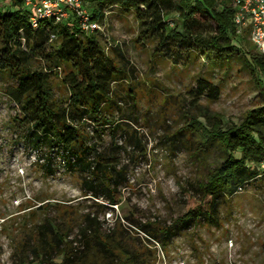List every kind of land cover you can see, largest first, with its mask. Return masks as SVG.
I'll use <instances>...</instances> for the list:
<instances>
[{"label":"rangeland","instance_id":"1","mask_svg":"<svg viewBox=\"0 0 264 264\" xmlns=\"http://www.w3.org/2000/svg\"><path fill=\"white\" fill-rule=\"evenodd\" d=\"M175 18L171 16L169 27L175 26ZM96 38L124 72L111 86L116 106L106 114L119 128L112 132L106 125L96 132L88 122L84 129L96 153L123 170L124 181L113 175L117 184H109L118 202L108 204L100 176L81 167L67 169L63 152L35 148L27 141L14 119L18 110L6 94L14 83L0 74V264H12L14 243L46 218L55 226L70 227L72 239L88 214L97 215L104 231L120 224L153 251L152 264H264V178L220 204L218 226L200 223L181 229L164 241L165 246L141 229L147 224L151 229L170 227L184 214V192L195 196L196 187L219 162L216 150L199 151V135L189 126L199 122L209 129L219 120L224 130L262 105L261 90L245 63L249 55L259 53L248 37H231L230 44L241 56L217 61L212 68L213 53L195 50L188 65L179 50L177 60L171 59L172 51L170 57L154 52L153 41L138 40L132 14L116 8L109 10ZM62 75L60 70L49 82L56 103L68 95ZM199 79L218 87L214 102L205 96L196 100ZM48 161L51 175L41 168ZM88 181L97 187V199L85 190Z\"/></svg>","mask_w":264,"mask_h":264},{"label":"trees","instance_id":"2","mask_svg":"<svg viewBox=\"0 0 264 264\" xmlns=\"http://www.w3.org/2000/svg\"><path fill=\"white\" fill-rule=\"evenodd\" d=\"M23 2L0 0V74L14 83L6 90L7 98L18 110L14 119L19 121L33 147L57 148L64 153L67 169L81 167L100 176L108 190V204L116 205L117 195L109 184L113 175L124 181L123 170L116 169L117 162L112 164L109 158L96 153L84 126L90 122L96 132L106 125L112 132L119 128L106 114H110L112 105L116 106L111 100V86L122 80L124 72L104 52L96 33L82 32L75 20H43L33 28L31 10ZM82 3L89 21L98 26L105 24L111 9L130 12L138 26V40L153 41L154 52H164L163 56L170 57L168 52H174L171 57L174 60L181 51L182 60L186 59L188 65L193 62L190 57L195 50L214 54L211 68L217 61L238 58L241 54L230 44L231 37L241 41L248 37L246 33H243L246 37L236 34L231 0H82ZM171 16H176L173 27H169ZM245 63L261 90L262 105L247 112L239 124L224 130L219 120L209 129L199 122L196 127L189 126L199 135L202 148L199 151L207 154L216 150L220 158L196 187L195 196L184 192V214L170 227L141 226L146 235L163 246L181 229L200 223L218 226L220 204L250 182L264 178L260 170L264 163V79L260 78L264 76V54L249 55ZM60 70L61 83L68 95L63 102L56 103L49 82L58 78ZM196 85V100L205 96L207 101L214 102L220 95L218 87L205 79H199ZM41 168L45 174L53 173L49 161ZM92 183L85 182L84 187L97 199V187ZM70 230L55 226L46 218L14 243L12 264H152L153 251L131 238L118 223L104 231L97 215L88 214L72 239Z\"/></svg>","mask_w":264,"mask_h":264},{"label":"built area","instance_id":"3","mask_svg":"<svg viewBox=\"0 0 264 264\" xmlns=\"http://www.w3.org/2000/svg\"><path fill=\"white\" fill-rule=\"evenodd\" d=\"M31 10L30 23L37 28L43 20L76 21L82 32L96 33L100 28L90 22L82 0H23ZM236 34L246 33L255 49L264 54V0H231ZM264 172V163L260 165Z\"/></svg>","mask_w":264,"mask_h":264}]
</instances>
